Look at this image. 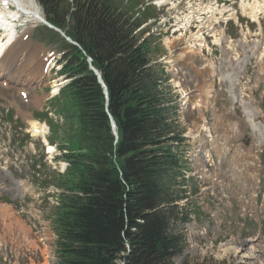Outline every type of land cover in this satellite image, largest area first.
Returning a JSON list of instances; mask_svg holds the SVG:
<instances>
[{
    "label": "rangeland",
    "instance_id": "1",
    "mask_svg": "<svg viewBox=\"0 0 264 264\" xmlns=\"http://www.w3.org/2000/svg\"><path fill=\"white\" fill-rule=\"evenodd\" d=\"M26 1L29 2V4L32 2V4L35 3L38 5L36 0ZM167 1L169 2L170 0ZM140 2L145 4L151 3L150 0H140ZM154 2L150 4L151 6L147 10L146 16L144 15V19L140 18L145 23L143 25L145 29L142 30L141 27L138 30L139 37L141 39L142 37H149L150 33V35H152L150 36V38L152 37L150 41L151 57L155 63L158 64L161 59H164L163 63H166L167 70H170L171 65L166 62V60L170 58L169 63L176 69L180 68L179 72L183 74V65H186L187 62L191 65L194 64V62H190L194 58L191 59L187 57L189 58L187 59L184 57L178 66V63L174 64V58L171 53L173 54L174 51L172 45L176 43L178 39L181 40L183 38L182 41L188 39V37L184 36L185 34H182L186 31L187 27H183L185 31L180 30L181 36H179V34H173V24L178 23V20L174 17L173 10L170 11L166 8L159 9L153 6ZM187 2L188 0L178 7L181 12L187 11L188 5L189 8H192L191 1L188 2V5ZM192 2L194 6L195 3H197L195 10H202V13H199V17H201V14L212 13L210 17L217 20L216 23H218V18L215 16V13L222 15L229 11L226 7L214 9L213 7H215L216 0H192ZM204 3L206 6L212 5L213 7H209L208 9L202 8ZM236 7L238 8V6ZM127 10L131 11L129 8H127ZM196 14L198 15V13ZM229 14L230 13H225L224 19L229 18ZM134 15H132V17H134ZM191 16V14H188L186 16L188 20L186 19V21H189ZM231 17H233L234 21H230L227 26L222 25L223 27H220L219 24H214L215 26H213L212 23H215V21L209 20V18L206 17L204 23L200 24L199 28H195L196 30H202L203 37L204 27L207 26V28H209L207 30L209 35H211L209 31L211 28L215 29L216 27L217 30L221 28L226 32L224 41L232 37L235 43H240L242 39H245L243 37L245 33L244 30H247L246 21L241 19L243 23H238L235 14ZM165 18L170 22L167 25L164 22ZM220 19L223 20V18ZM199 20L202 22V17L201 19L199 18ZM209 23L211 24L209 25ZM20 25L21 26L18 27L19 30L28 26V30L32 31L35 25H39V22L34 20L31 21V23H23ZM194 25L195 22L192 26L194 27ZM200 30H198V32ZM223 30L221 31L224 33ZM177 31L179 32V30ZM198 32L192 35L193 37L189 42L196 44V47L199 46L197 48L200 49L201 44L198 42L196 36ZM254 34L255 31L253 30L252 36ZM262 34L263 32L261 31V35ZM46 36L48 37L45 38ZM211 36L213 37V34ZM43 38L45 39L42 40ZM53 38V35H49L46 32H35L32 44L48 40L50 43L45 42L48 50L57 48V41H55V38L53 40ZM256 39L257 37L253 36L250 38V43L261 41H257ZM210 40L211 39H209V44L213 52L208 53V51H205L204 55L207 56V59L212 60L221 68L217 74L221 72L222 75H226L230 72V75L233 71L236 72L237 70H234L235 66L233 63L236 59L240 61L241 55L234 42L229 40L233 43L234 49H229V42L227 45V52L234 55V59L230 60L233 65H230L227 57L225 58L224 56L225 43L224 48L221 49L214 46ZM262 45L264 46V44ZM262 45L259 46L257 43L253 45L243 43L240 44L239 47L245 54L251 50L252 53L257 55L259 61V56L263 49ZM208 47L209 45L202 48L208 49ZM208 50L211 51L210 48ZM222 51H224V53ZM236 52L237 55H235ZM194 53L204 58L202 57L203 52H201V55L198 52ZM189 55L191 57V54ZM22 57L26 58L27 55L22 53ZM244 59L247 60L246 56L242 61ZM37 61L38 60L35 58L33 62L34 68H36V64H39V61ZM23 62L24 60H22V63ZM25 64L26 63H23V65ZM199 64V61H197V64L194 65L196 70L199 69ZM213 64L214 63L210 64L211 71ZM175 68L172 74L174 73V79L178 76L176 78V80H178L180 74L179 72L178 75L176 74ZM157 69H161L160 65ZM258 71L259 73L261 71L259 62ZM259 73L256 83H260L261 80L264 81L262 78H259V76L261 77ZM184 74L187 75L186 73ZM201 74L204 73H200L196 76H199L201 80L205 79L206 74L204 75L205 77L201 76ZM250 75L252 77L250 85H252L256 70L251 71ZM30 76L32 75H29V78H31ZM192 76H194V72ZM218 76L214 77L211 74V77H214V88L211 93V98L213 96L214 100L212 99L210 103L207 104L206 99H203V94L201 93L202 89H200L199 85L196 87L198 90L197 94H193V97L189 101L193 108L191 109L190 105H187V102L186 105H184V109L186 106L189 108L186 109L188 111L185 113L182 109L183 107L179 95L177 96L176 93L180 90L182 94L186 90L185 87L188 86H184V84L180 86L178 84L179 86L176 87L171 79V86L165 82L166 107H168L169 121L182 138V141L179 142L180 145L174 146L179 147L180 153H182L184 159H186V164L188 163L184 170L188 176L187 182L183 189L180 188L175 190L177 194L186 195L184 196L186 200H181L179 202L178 211H176L179 215L177 216L178 220L175 221V228L177 233L181 235L183 251L173 257L172 261L174 264H236V260L231 253H228L230 256L225 255L221 257L219 255V253H223V251H221L222 248H224V246L226 247L227 242L232 239H234L236 243L243 242L244 240L257 239L253 244L260 250L262 259L264 258V142L260 147L249 145L250 143H257L260 140H258V137L255 136L247 126L246 110L244 113L243 107L234 106L235 103L230 99V95L228 94L231 88L230 82L225 80L220 83L219 79L223 76H220V78ZM25 80L27 82L29 79L27 78ZM186 80L187 82H190V80L194 81L190 79L188 75ZM204 82L206 83V80H204ZM208 84H210V82H208ZM45 86H47L46 81L44 84L32 85V89H30L31 99L28 103L20 102V109L24 111V113H34L35 116L42 117V122H45L44 120L46 119L51 129L47 132L46 138L50 139V142L54 144L56 153L54 151L50 152L49 149L44 146L43 138H37L28 134L26 132V127L29 126V124L25 125V117L16 120L13 107H9L11 106L9 103L11 101L16 106L15 100L18 98L15 92L18 89H28V87L23 86L20 81L19 83L14 82L10 84L8 90L0 87V163L9 168L20 184V189L14 190L13 188H15V185L7 181L3 177V174L0 173V264H55L57 260V237L53 225L58 205L57 195L63 190L62 188H57L55 183L59 181L58 179L64 174L66 163H64L65 159L62 158L63 150L70 149V139L71 142H73L72 139L76 134L78 126L76 120L72 117V110L70 109L72 105L68 102L67 98L58 96L55 100H51V102L53 101L51 104L47 101L49 107L44 105V103H46L45 97L48 95L47 93L45 94L44 91L50 89L49 86ZM212 86L213 82L211 84V87ZM263 87L264 83L258 88H254L257 97L254 102L250 103L252 107H264V95H261ZM237 92L239 98L242 95L247 99L246 92L240 89H237ZM186 98L187 96L185 97L187 101ZM199 103L202 104V108H200L201 104ZM197 104L200 107H198ZM243 104L246 106L245 109H247L248 104L246 102H243ZM41 107H45L44 113L46 114L38 115V109ZM51 112L54 113L53 116H51ZM11 116L12 119H10ZM197 118L206 122V125L210 127L209 132L202 129L198 131ZM258 118L259 120H263L262 115H259ZM234 122L243 123L245 132L233 136L231 127ZM238 130H241V128ZM246 138L248 139L247 143H245ZM201 142H205V148L199 149L198 146ZM223 143H228L229 146H223ZM216 144L221 147H216ZM225 147L228 148L225 149ZM221 148H223V150ZM197 152L200 153L197 156L198 160L196 164V160L194 162L193 158ZM55 155L58 156V158L54 159ZM3 183L5 184L3 185ZM184 189L186 192H184ZM254 195L256 196L254 197ZM187 212L191 214L190 221L188 219L184 220V215H186ZM192 223L195 224V232L191 229ZM207 224H209V226H207ZM182 254L183 257H180L181 260L178 262L177 257L182 256Z\"/></svg>",
    "mask_w": 264,
    "mask_h": 264
},
{
    "label": "trees",
    "instance_id": "2",
    "mask_svg": "<svg viewBox=\"0 0 264 264\" xmlns=\"http://www.w3.org/2000/svg\"><path fill=\"white\" fill-rule=\"evenodd\" d=\"M39 2L81 46L68 45L73 57L65 68L74 77L64 96L79 143L57 181L56 264H174L182 252L175 190L183 165L173 143L182 138L169 121L166 77L153 64L151 39L139 37V20L113 0Z\"/></svg>",
    "mask_w": 264,
    "mask_h": 264
},
{
    "label": "bare ground",
    "instance_id": "3",
    "mask_svg": "<svg viewBox=\"0 0 264 264\" xmlns=\"http://www.w3.org/2000/svg\"><path fill=\"white\" fill-rule=\"evenodd\" d=\"M7 1L12 2V3H15V5L19 9V11L17 12L18 15H21V13H23L25 16H28V17L32 16L33 17L34 14H37V12L34 10V8H32L30 6L29 2H27L26 0H4V2H7ZM241 4H242L243 11L245 13L246 12L250 13V15H252V16H258L260 14V12H262V11L264 12V0H252L251 3H250V0H242ZM34 18H36V16H34ZM199 18L201 19V17H199ZM0 23H3L5 25L4 28H5V30L8 33L6 35V41L7 42L6 43H3V44L1 43V45H0V80L2 79L3 81H6V82L12 81V76L14 74H16V73L18 74V76L21 79L23 77H26L24 79H27V78L29 79V76L28 75L35 76L39 72L40 67H41L40 66L41 65L40 64V61L38 60L40 65L39 64L38 65L36 64L35 65L36 68H34L33 62H34L35 57L32 58L30 62H27L26 65H23L19 70L17 69L18 68L17 67L16 69L18 70V72H16L17 71L16 70L15 71L16 73L12 72V74H10L9 67H11V68L16 67V64L18 63L19 53L21 52V48L18 45V40L20 38L17 37L16 34L14 32H12V31H11L12 33L11 32L9 33V30H11V29H10V25L7 24V23H10V22H8V21L6 22L4 12L1 9H0ZM209 31H210L211 35L213 34V37L215 38V42L217 44L221 45L222 44V39L224 37V33L221 30H217L216 28L215 29L214 28H211ZM182 34L184 35V33H182ZM202 34H203L202 33V30H200L198 32V34H196V36L198 38V42L201 44L200 45L201 48L208 46L206 44V39L203 37ZM21 39H22V37H21ZM178 40H177L176 43H174L172 45V48H174V51H173V54H172L173 55V58H174V60H173L174 64H177L178 63V66H179L180 63L182 62V58L189 57L187 55H189L193 51L196 52V53L198 52L201 55L202 49L201 48L198 49L197 47H199V46L196 47V44H192V43H188V42H181L182 40H179V41ZM229 43H230L229 44V49H234L233 48L234 47L233 46V43L231 41H229ZM208 49H209V47H208ZM254 51H256V50H254ZM237 52H236L235 55H237ZM260 54H259L260 56L258 55L259 56V61L258 62H259V65L261 66V71L259 73L261 75V77L259 76V78H262L264 80V46H263V49L261 50V53ZM185 59H183V60H185ZM23 60H25V59H23ZM245 60L246 59H244L243 61H239V60L236 59V61H234V63H233L234 66H235L234 70L236 69L237 71L236 72L233 71V73L230 74V75L228 74L227 77L229 78V80L233 81L234 77L239 74V71L242 70L241 68H243L242 66H244V63L246 62ZM24 70L25 71H28V72L25 75H22V72ZM179 71H180V68L179 69H176L175 68V72H176L177 75H178V72ZM216 72H217V68L213 64L212 65V71H211L212 76L216 75ZM179 74H180V72H179ZM183 75H185V74L183 73ZM204 75L205 74H201V76H204ZM221 79H223V77H221ZM204 80L205 79L201 80L199 76H196V80H194V81H196V82H204ZM39 81H41V79ZM194 81L190 80V82H192L194 85H196L197 83H195ZM27 82H30V81H27ZM207 94H208V91H207ZM186 103H187V101L185 100L184 105H186ZM188 108L189 107L186 106L185 109H188ZM259 113H261L260 109H258V110L257 109H251L250 107L247 106L246 114H247L248 122H249L250 126L254 129L255 132L260 133V134H264V121L256 122V118H255L256 115H258ZM32 126H33L32 127V130L35 133H37V134L44 133L46 131V125H42L41 124L40 126H37V123L35 121H32ZM233 127H234L235 131L238 130L239 128H241V126L238 123H235L233 125ZM204 143L205 142H201L200 145L198 146V148L199 149L200 148H203L204 147ZM218 144H216V145L218 146ZM49 150L52 151L53 148L50 147ZM199 153L200 152H197V154L194 157V160L197 161V156H198ZM251 242L252 241L245 240L242 244H237L236 241L234 239H232L229 242H227L226 247L224 246V248H222L221 251H223V253H219V255L221 257L222 256H225V255L226 256H230V255H228V253L229 254L231 253L232 256H233V258L236 260V264H264V258L262 259V256H261L259 250Z\"/></svg>",
    "mask_w": 264,
    "mask_h": 264
}]
</instances>
